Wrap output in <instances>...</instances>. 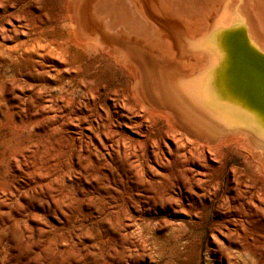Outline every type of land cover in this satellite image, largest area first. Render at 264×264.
<instances>
[{
    "label": "rangeland",
    "instance_id": "374dc122",
    "mask_svg": "<svg viewBox=\"0 0 264 264\" xmlns=\"http://www.w3.org/2000/svg\"><path fill=\"white\" fill-rule=\"evenodd\" d=\"M64 2L0 0V264H264V182L67 46Z\"/></svg>",
    "mask_w": 264,
    "mask_h": 264
},
{
    "label": "bare ground",
    "instance_id": "6f19581e",
    "mask_svg": "<svg viewBox=\"0 0 264 264\" xmlns=\"http://www.w3.org/2000/svg\"><path fill=\"white\" fill-rule=\"evenodd\" d=\"M63 7L64 43L125 73L140 111L196 147L238 152L264 182V0Z\"/></svg>",
    "mask_w": 264,
    "mask_h": 264
},
{
    "label": "snow or ice",
    "instance_id": "6c2138e0",
    "mask_svg": "<svg viewBox=\"0 0 264 264\" xmlns=\"http://www.w3.org/2000/svg\"><path fill=\"white\" fill-rule=\"evenodd\" d=\"M262 121H264V117H262ZM262 126H264V123H262Z\"/></svg>",
    "mask_w": 264,
    "mask_h": 264
}]
</instances>
